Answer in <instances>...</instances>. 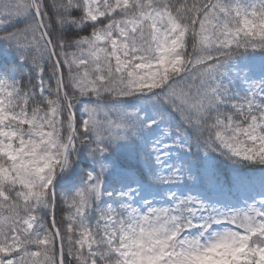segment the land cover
Listing matches in <instances>:
<instances>
[{
	"label": "snow or ice",
	"instance_id": "snow-or-ice-1",
	"mask_svg": "<svg viewBox=\"0 0 264 264\" xmlns=\"http://www.w3.org/2000/svg\"><path fill=\"white\" fill-rule=\"evenodd\" d=\"M0 264H264V0H0Z\"/></svg>",
	"mask_w": 264,
	"mask_h": 264
}]
</instances>
